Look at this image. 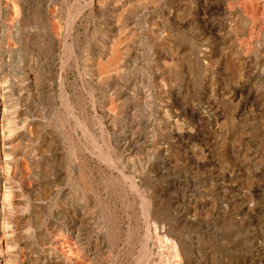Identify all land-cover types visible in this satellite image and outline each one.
Returning a JSON list of instances; mask_svg holds the SVG:
<instances>
[{
    "label": "rangeland",
    "instance_id": "obj_1",
    "mask_svg": "<svg viewBox=\"0 0 264 264\" xmlns=\"http://www.w3.org/2000/svg\"><path fill=\"white\" fill-rule=\"evenodd\" d=\"M1 173L0 264H154L133 182L162 246L264 264V0H0Z\"/></svg>",
    "mask_w": 264,
    "mask_h": 264
},
{
    "label": "bare ground",
    "instance_id": "obj_2",
    "mask_svg": "<svg viewBox=\"0 0 264 264\" xmlns=\"http://www.w3.org/2000/svg\"><path fill=\"white\" fill-rule=\"evenodd\" d=\"M220 11H222L224 13V9L220 8ZM251 23V22H250ZM242 24L247 26L248 22L247 21H242ZM69 30V29H68ZM244 30V29H243ZM164 34V33H163ZM239 44V43H238ZM119 46H120V42H117L114 44L113 47H111L113 49L112 52V56L113 58L111 60L108 61V63H112L114 66H116L119 63V59H120V53H119ZM74 49V48H73ZM230 49V48H229ZM236 49V48H235ZM110 50V49H109ZM236 54H241L242 53V49L241 48H237L235 50ZM241 57V56H240ZM223 59V58H222ZM226 61V65L227 67L230 69L229 72L232 73L231 70H233V68H231L230 63H228V59L224 58ZM155 60V59H154ZM158 61V60H157ZM224 61V62H225ZM111 64V65H112ZM101 65V63H100ZM107 64H105L106 67ZM102 66V65H101ZM104 66V65H103ZM102 66V67H103ZM245 66V65H244ZM158 67V66H157ZM248 67V65H247ZM110 68V67H109ZM100 69V68H99ZM102 69V68H101ZM93 72V71H92ZM105 77V76H104ZM64 89V88H63ZM113 116V115H112ZM76 117V116H75ZM107 118V117H106ZM7 119V118H6ZM4 121V120H3ZM32 124V123H31ZM3 132V131H2ZM2 135V134H1ZM3 139V138H2ZM1 139V140H2ZM4 140V139H3ZM4 143V142H3ZM2 151V150H1ZM6 151V149H5ZM110 161V160H109ZM10 164V162H9ZM114 164V163H113ZM7 178V174L5 173H1L0 174V181H4ZM128 178V177H127ZM130 180V179H129ZM135 188L137 189V191L139 192V194L142 196V201L144 200V205L146 206L147 204V210H146V214H147V231H146V236L145 237V248L147 249L148 252V256L149 259H154V264H192V260H191V250H190V246L188 244V242H186V240H184L181 236L180 233H178V239L176 240V242H171L169 243V246H162L158 235L159 232H161L162 230H164V228H159L157 225L152 224L151 221L155 220V213H156V208L154 207V202L153 203H149L151 201H149L147 203L146 201V197L140 192L139 188L137 187V185L133 182ZM133 191V190H132ZM139 195V196H140ZM128 202V201H127ZM153 204V205H152ZM157 206V205H156ZM146 209V208H145ZM158 213V212H157ZM156 213V214H157ZM197 217V216H196ZM143 218V217H142ZM196 219V218H195ZM71 220V219H70ZM75 220V219H74ZM81 221V220H79ZM183 221L184 223H188L191 224L192 220L187 218V217H183ZM196 221V220H195ZM194 223V222H193ZM81 228V227H80ZM168 228V227H167ZM84 229V228H83ZM174 229V228H173ZM77 228H76V224L74 225V223L71 221L68 226H67V231H66V239L67 242L69 244V248H70V254L72 253L71 247H72V242L75 240V238H77ZM81 231V230H80ZM175 233V231H174ZM76 234V235H75ZM84 234V233H83ZM2 235V234H1ZM153 240H156L153 242ZM100 243V242H99ZM5 246V245H4ZM106 247V246H105ZM79 248V247H78ZM103 248V247H102ZM144 248V249H145ZM15 249V248H14ZM240 249V248H239ZM102 250V249H101ZM137 251V250H136ZM146 251V250H145ZM144 251V253H145ZM115 252V251H114ZM113 252V253H114ZM166 252V253H165ZM83 253V252H82ZM194 253V252H193ZM192 253V254H193ZM196 253V252H195ZM104 254V253H103ZM59 255V254H58ZM89 255V254H88ZM97 255V254H96ZM145 255V254H144ZM205 255V254H204ZM85 256V255H84ZM99 256V255H97ZM196 256V255H195ZM56 257V256H55ZM143 257V256H142ZM86 258V256H85ZM141 258V257H140ZM144 258V257H143ZM146 258V257H145ZM142 259V258H141ZM82 260V258H81ZM92 260V259H91ZM98 260V259H97ZM63 261V260H62ZM93 262V261H92ZM140 262V261H139ZM177 262V263H176ZM97 263V261H96ZM95 263V264H96ZM106 263V262H105ZM146 263V262H145ZM4 264V263H3ZM66 264H84L83 261L79 262L78 260H74V259H67L66 260ZM102 264V263H101ZM142 264V263H141Z\"/></svg>",
    "mask_w": 264,
    "mask_h": 264
}]
</instances>
